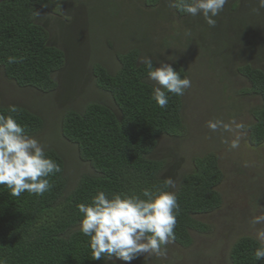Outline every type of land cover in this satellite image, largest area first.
<instances>
[{
    "label": "trees",
    "instance_id": "trees-1",
    "mask_svg": "<svg viewBox=\"0 0 264 264\" xmlns=\"http://www.w3.org/2000/svg\"><path fill=\"white\" fill-rule=\"evenodd\" d=\"M165 1L142 0L144 7L137 11L147 12L150 7L165 5ZM123 5L117 0H0V72L18 88L54 94L60 87L56 75L73 65L77 52L69 43L56 39L48 16L64 15L66 10L85 14L89 34L83 54L94 48L92 40H99L94 34L110 27ZM255 7L256 0H228L215 17V27H209L202 16L192 20L199 28L200 42L189 40L185 45L188 48L196 42V49L211 51L220 72L235 70L249 84L245 92L260 98V105L251 110L248 142L253 147L264 143V9L253 13ZM174 9L180 17L190 16ZM143 30L137 21L123 24V37L117 40L123 49L116 53L115 68L91 63L95 84L108 98L87 101L62 114L59 132L74 146L88 170L70 174L66 155L46 146L47 155L62 169L48 178L53 185L50 191L42 196L24 192L16 197L6 186H0V264H119L93 259L90 238L78 231L83 216L77 205L90 204L98 191L109 196L140 195L145 188L173 191L180 204L174 242L189 247L192 232L208 230L197 216L212 213L223 204L219 186L224 175L219 158L213 152L195 156L191 167L180 173V164L173 166V160L155 157L163 137H176L185 129V94L168 93L165 108L151 98L155 82L149 79L141 60L152 58L154 67L159 62L153 58ZM9 57L22 60L9 63ZM171 66L182 78H189L185 64L174 62ZM12 107L15 113L9 111ZM0 114L14 116L32 137L47 127L42 112L6 104L1 98ZM169 177L176 179L175 185L165 188ZM258 246L255 237L238 238L229 249V264H264L254 258Z\"/></svg>",
    "mask_w": 264,
    "mask_h": 264
},
{
    "label": "rangeland",
    "instance_id": "rangeland-1",
    "mask_svg": "<svg viewBox=\"0 0 264 264\" xmlns=\"http://www.w3.org/2000/svg\"><path fill=\"white\" fill-rule=\"evenodd\" d=\"M118 1L124 4L122 10L110 27L94 34L99 40L94 42L91 38L94 48L83 54V43L89 34L85 14L77 12L76 15L74 11L66 10L64 15H49L56 39L60 43H69L78 53H72L73 65L56 75L59 89L45 95L18 88L0 72V98L6 104L26 106L45 114L47 127L35 138L45 147H55L66 155L70 174L88 170V166L78 159L74 146L59 132L62 114L67 109L80 108L87 101L108 98L95 84L91 63L115 68L116 53L123 49L117 42L123 37V24L140 23L152 46L151 54L159 62L158 67L164 63L185 64L191 81L184 99L185 129L176 137H163L155 157L173 160V166L180 164L178 172L185 173L191 167L193 157L213 152L219 158L224 180L219 186L223 204L212 213L197 216L208 230L192 232L191 246L182 247L172 242L167 245L165 256L141 255L130 264H229L228 252L234 241L243 236L258 239V233L264 231V220L255 225L251 223L254 216L264 217V143L253 147L248 142L249 126L253 122L251 110L260 105L261 100L245 92L249 84L235 70L220 72L213 63L211 51L196 49V42H189V47H185L189 40L200 42L199 28L192 22L199 16H178L169 0L165 5L150 7L147 12L137 11L138 7H144L142 0ZM189 20L190 27L187 26ZM81 22L84 28L79 29ZM51 25L48 24L50 31ZM210 120H220L222 125L212 131L207 126ZM233 142L238 147L231 148Z\"/></svg>",
    "mask_w": 264,
    "mask_h": 264
},
{
    "label": "clouds",
    "instance_id": "clouds-1",
    "mask_svg": "<svg viewBox=\"0 0 264 264\" xmlns=\"http://www.w3.org/2000/svg\"><path fill=\"white\" fill-rule=\"evenodd\" d=\"M170 6L192 17L202 16L209 27H215L228 0H169ZM258 13L264 9V0H256ZM22 58L9 57V63H18ZM141 63L148 69V77L155 82L152 99L161 108L169 102L168 93L183 96L191 87L189 78L170 64L153 66L150 57ZM16 112V108L9 110ZM220 120H210L207 126L216 131ZM227 128V125H224ZM231 148L238 147L236 142ZM60 165L49 157L45 146L35 137L29 136L26 126L17 122L12 115L0 114V186H6L12 196L19 197L28 192L42 196L51 190L48 179L61 172ZM175 181L169 177L164 187L172 188ZM143 197V198H141ZM78 211L83 219L78 231L89 237L92 258L95 260H119L128 262L141 255L165 256L167 245L175 240V227L180 214V204L175 192L143 189L142 194L98 191L90 204L80 203ZM264 217H253V225ZM259 246L254 251L256 261H264V231L258 233Z\"/></svg>",
    "mask_w": 264,
    "mask_h": 264
}]
</instances>
